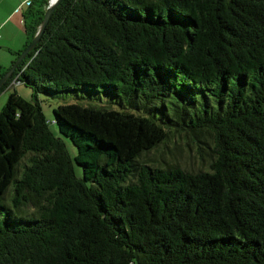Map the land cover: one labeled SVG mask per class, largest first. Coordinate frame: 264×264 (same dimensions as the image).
Here are the masks:
<instances>
[{
    "label": "trees",
    "instance_id": "obj_1",
    "mask_svg": "<svg viewBox=\"0 0 264 264\" xmlns=\"http://www.w3.org/2000/svg\"><path fill=\"white\" fill-rule=\"evenodd\" d=\"M13 79L34 100L0 109V264H264V0H60ZM78 90L120 108H53L72 157L36 94ZM173 129L207 168L135 165Z\"/></svg>",
    "mask_w": 264,
    "mask_h": 264
},
{
    "label": "rangeland",
    "instance_id": "obj_2",
    "mask_svg": "<svg viewBox=\"0 0 264 264\" xmlns=\"http://www.w3.org/2000/svg\"><path fill=\"white\" fill-rule=\"evenodd\" d=\"M14 0H4L2 5H0V22H2L3 27L0 28V34L10 37L11 42L24 41L26 37V31L24 28V23L21 18H23V12L26 11L28 7V0H17L18 7L16 10L10 12L11 3ZM21 2H24L21 6ZM21 3V4H20ZM0 42H4V39H0ZM10 53L12 58H10ZM15 58L13 51L8 50V48H3L0 46V64L9 66L11 61ZM12 84L5 86L0 91V109L5 103L10 92L16 90L15 87L19 88L22 96L27 100H34L33 91L30 86L26 85L24 82L12 81ZM17 91V90H16ZM18 92V91H17ZM19 93V92H18ZM39 103L42 107L44 115L48 120V125L51 131L56 135L64 139L66 146L73 157L76 153V147L72 143L68 136L61 134L58 127L53 119V108L62 103L76 102L81 104H93V105H104L111 106L114 108H120L119 103L112 98V96L105 93H95L87 92L83 90L78 91H61L55 94H50L46 92H38L36 94ZM209 137H203L201 140L196 139L193 136L185 133L184 131L172 130L170 137L165 141V143H160L156 147L142 152L137 156L135 160V165L140 163H147L151 166H162L168 167L170 165H178L186 170H199L207 168L210 149L208 146ZM25 157L21 159L18 164V170L21 169V165L25 161ZM75 170L78 175H82V167L74 162ZM132 178H134L132 176ZM25 213H32L34 207L30 204L24 205ZM14 215H19V211L13 210Z\"/></svg>",
    "mask_w": 264,
    "mask_h": 264
},
{
    "label": "water",
    "instance_id": "obj_3",
    "mask_svg": "<svg viewBox=\"0 0 264 264\" xmlns=\"http://www.w3.org/2000/svg\"><path fill=\"white\" fill-rule=\"evenodd\" d=\"M60 0H47V6L44 10L43 17L29 42L21 49V51L12 60L8 68L0 75V85L12 74L14 69L18 66L21 60L27 55V53L34 47L39 41L42 33L44 32L45 26L50 19V16L55 9L56 5Z\"/></svg>",
    "mask_w": 264,
    "mask_h": 264
},
{
    "label": "crops",
    "instance_id": "obj_4",
    "mask_svg": "<svg viewBox=\"0 0 264 264\" xmlns=\"http://www.w3.org/2000/svg\"><path fill=\"white\" fill-rule=\"evenodd\" d=\"M4 0H0V5H2V2H3ZM22 1V0H21ZM22 3V4H21ZM20 4H21V6H23V4H24V2H21ZM11 8H10V12H12V11H14V10H16V8L18 7V2H17V0H14L12 3H11ZM17 11L18 10H16L15 11V13H17ZM21 20H22V22H23V18H21ZM0 26L1 27H3V25H2V22H0ZM0 27V28H1ZM25 28V27H24ZM0 39H4V42H0V46H2L3 48H8V50H11V51H13V52H15V51H17L19 48H21L22 46H23V44H24V42H25V40H26V37H25V39H24V41L22 42V41H20V42H11V39H10V37L8 36V37H6V36H4L3 34L1 35L0 34ZM15 54V53H14ZM10 58H12V55H11V53H10ZM1 62V61H0ZM12 62V61H11ZM16 82H19L18 80L16 81ZM13 82L11 81V83L10 84H12ZM16 88V90L19 92V93H21L20 91H19V88L18 87H15ZM22 94V93H21ZM24 97V96H23Z\"/></svg>",
    "mask_w": 264,
    "mask_h": 264
},
{
    "label": "built area",
    "instance_id": "obj_5",
    "mask_svg": "<svg viewBox=\"0 0 264 264\" xmlns=\"http://www.w3.org/2000/svg\"><path fill=\"white\" fill-rule=\"evenodd\" d=\"M27 2H29V0H28ZM12 81H15V82H16V81H17V79H13Z\"/></svg>",
    "mask_w": 264,
    "mask_h": 264
}]
</instances>
